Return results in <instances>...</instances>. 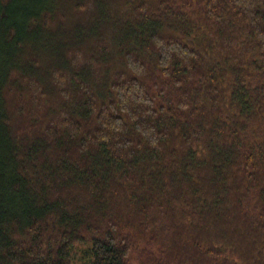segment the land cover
<instances>
[{"label":"trees","instance_id":"1","mask_svg":"<svg viewBox=\"0 0 264 264\" xmlns=\"http://www.w3.org/2000/svg\"><path fill=\"white\" fill-rule=\"evenodd\" d=\"M264 264V0H0V264Z\"/></svg>","mask_w":264,"mask_h":264},{"label":"rangeland","instance_id":"2","mask_svg":"<svg viewBox=\"0 0 264 264\" xmlns=\"http://www.w3.org/2000/svg\"><path fill=\"white\" fill-rule=\"evenodd\" d=\"M78 264H88V263H84V262H79Z\"/></svg>","mask_w":264,"mask_h":264}]
</instances>
